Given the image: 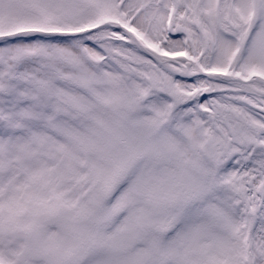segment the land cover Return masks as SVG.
I'll return each mask as SVG.
<instances>
[{
  "label": "snow or ice",
  "instance_id": "snow-or-ice-1",
  "mask_svg": "<svg viewBox=\"0 0 264 264\" xmlns=\"http://www.w3.org/2000/svg\"><path fill=\"white\" fill-rule=\"evenodd\" d=\"M0 264H264V0H0Z\"/></svg>",
  "mask_w": 264,
  "mask_h": 264
}]
</instances>
